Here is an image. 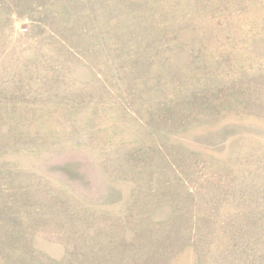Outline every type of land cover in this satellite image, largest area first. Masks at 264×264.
<instances>
[{
	"label": "rangeland",
	"instance_id": "374dc122",
	"mask_svg": "<svg viewBox=\"0 0 264 264\" xmlns=\"http://www.w3.org/2000/svg\"><path fill=\"white\" fill-rule=\"evenodd\" d=\"M0 264H264V0H0Z\"/></svg>",
	"mask_w": 264,
	"mask_h": 264
}]
</instances>
